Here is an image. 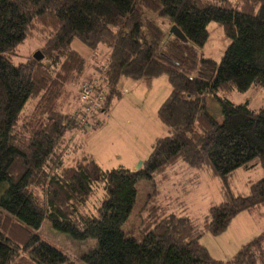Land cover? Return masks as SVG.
<instances>
[{"label": "trees", "instance_id": "obj_1", "mask_svg": "<svg viewBox=\"0 0 264 264\" xmlns=\"http://www.w3.org/2000/svg\"><path fill=\"white\" fill-rule=\"evenodd\" d=\"M156 17L167 28L176 25L185 40ZM210 21L230 40L219 61L199 54ZM29 36L41 38L42 56L13 63ZM74 39L95 54L107 52L104 60L90 66L72 48ZM161 73L171 86L157 110L166 134L139 168H103L77 136L101 124L94 117L120 97V78ZM85 74L101 99L82 127L78 94L71 100L68 94ZM251 87L262 89L264 100V0H0V264H264L261 236L231 260L212 257L200 243L237 214L264 208V175L246 195L228 186V177L254 160L264 170V106L227 98ZM208 96L221 120L208 110ZM180 162L209 168L221 183V201L197 220L183 212L182 201L170 210L154 187L140 208V238L127 236L122 225L137 182ZM96 183L103 195L91 212L86 204ZM44 220L95 246L75 263L42 240Z\"/></svg>", "mask_w": 264, "mask_h": 264}, {"label": "rangeland", "instance_id": "obj_2", "mask_svg": "<svg viewBox=\"0 0 264 264\" xmlns=\"http://www.w3.org/2000/svg\"><path fill=\"white\" fill-rule=\"evenodd\" d=\"M155 19L161 27L169 31L170 27L167 28V25L159 18L156 17ZM206 30L207 39L203 46L199 48V54L202 57L219 61L230 40L224 35L222 26L218 22H208ZM42 44L40 37H27L19 45L16 54L12 56V62L15 64L25 62L28 59L35 58L37 54L40 57L39 48H41ZM71 45L88 61L90 66L94 62L100 64L107 53L104 51L103 55L95 54L77 39H74ZM94 77L97 78L95 75ZM82 78L89 77L85 74ZM81 79L74 86V89H70L69 93L71 91L72 93L68 94L69 99L72 96L73 99H76L78 94L76 91L79 83L83 80ZM117 88L121 94L120 97L112 102L108 111L98 112L97 118L94 119L100 120L102 126L106 127L107 118H110V124H107L108 128H111V126L114 128L104 133L103 136H106L107 141L106 138H101L98 132L94 133V128L92 130L90 128V132L87 130V134V131L80 132L79 135L81 137H77L84 142L85 150H88L93 158H102L104 153H109L111 156V161L109 162L112 164L109 167H116L121 164L123 167L137 169L139 162L142 165V162L148 157L152 142L166 134V127L159 121L157 110L169 95L171 86L166 73H161L138 80L122 77L118 81ZM261 91L262 89L260 88L251 87L245 92L232 91L227 95V98L234 103L247 100L252 108L254 106L257 108L264 106L263 96L258 93ZM70 106L71 108L75 107V100L70 103ZM207 106L213 116L221 120L219 105L209 96L207 98ZM114 122L116 124L112 125ZM85 134L86 139L82 137ZM129 144L134 147L136 152L132 162L124 157L126 152L131 149ZM120 152L122 159L118 160ZM98 164L104 168L108 166L107 162ZM251 165V167L247 168H237L228 177V186L232 194L246 195L249 191L250 182L256 181L264 175V170L257 160L252 161ZM100 185L101 183H96L92 188L86 204L88 211L95 212L101 202L102 194L99 193L98 189ZM220 186L219 179L212 174L209 168L194 169L190 168L186 163L180 162L163 175H157L152 180L141 179L137 182L136 200L122 228L127 236L140 238V208L144 205L146 198L154 187L159 190V200L164 204L170 205V210L182 208L181 205L175 204L182 201L184 203L183 212L190 218L198 220L208 211L211 205L221 201ZM38 234L42 240L62 251L75 263H78L80 255L93 248L96 242L91 238L86 240L73 239L67 233L54 229L48 220L42 221ZM258 236L262 237L261 242L264 248V208L260 209L256 216L249 215L247 212L237 214L223 232L218 235L207 232L200 237V243L205 246L212 257L231 260L242 247V244Z\"/></svg>", "mask_w": 264, "mask_h": 264}, {"label": "built area", "instance_id": "obj_3", "mask_svg": "<svg viewBox=\"0 0 264 264\" xmlns=\"http://www.w3.org/2000/svg\"><path fill=\"white\" fill-rule=\"evenodd\" d=\"M97 82L94 80L83 79L78 86V100L81 110L78 114L80 126H85L88 119L98 109L101 95L96 91Z\"/></svg>", "mask_w": 264, "mask_h": 264}, {"label": "crops", "instance_id": "obj_4", "mask_svg": "<svg viewBox=\"0 0 264 264\" xmlns=\"http://www.w3.org/2000/svg\"><path fill=\"white\" fill-rule=\"evenodd\" d=\"M70 101V100H69ZM72 101H73V99H72ZM77 105V102H75V106ZM97 118V114L95 115V117H94V119H96ZM108 119V121L106 122V127L105 126H102V123L100 124V125H98V126H96L93 130H94V133L95 132H98L99 133V135L101 136V138H106V136H103L104 135V133H107L108 131H110V130H112L114 127H112L111 126V128H108L109 126L107 125L108 123L110 124V118H107ZM113 124H116L115 122L114 123H112V125ZM89 130V132H90V129H88ZM91 130H92V128H91ZM95 130H98V131H95ZM93 132V131H92ZM88 133V131L86 132V134ZM123 133V132H122ZM86 134L83 136L82 135V137H84L85 139H86ZM127 137V136H126ZM123 139L125 140V141H127L126 140V138L125 137H123ZM106 141H107V138H106ZM83 145H84V142H83ZM129 146L131 147V149H129L127 152H126V154H125V158H126V160H128V161H130V162H132L133 161V159H134V155H135V149H134V147L131 145V144H129ZM85 149V148H84ZM88 151V150H87ZM86 151V152H87ZM90 156H91V158H93L92 157V154L91 153H89V151L87 152ZM122 154H121V152H120V154H119V157H118V160H121L122 159V156H121ZM110 154L109 153H107V154H105L104 153V155L102 156V158H93L94 160H96L98 163H101V162H107L108 163V166L107 167H109V166H111L112 164H110L111 162H109V161H111V159H110ZM120 166H121V164H119ZM133 165H134V163H133ZM107 167H105V168H107ZM113 167H115V166H113ZM117 167V166H116ZM104 168V167H103ZM109 168H111V167H109ZM126 168H130V169H133L132 167H126ZM98 189H99V193L100 194H102L103 195V191H102V186L100 185V187H98ZM245 212H247V211H245ZM257 212H260V211H257ZM257 212H247L249 215H253V216H256L257 215ZM243 245V244H242Z\"/></svg>", "mask_w": 264, "mask_h": 264}, {"label": "water", "instance_id": "obj_5", "mask_svg": "<svg viewBox=\"0 0 264 264\" xmlns=\"http://www.w3.org/2000/svg\"><path fill=\"white\" fill-rule=\"evenodd\" d=\"M170 33H172L175 37H178L181 40H185L184 34L182 33V31L176 25H172L170 27ZM39 54H40V57H41L42 54L40 52H39ZM40 57H38V54H37V56L35 58L38 59ZM140 165H141V162H139V164L137 165V168H139Z\"/></svg>", "mask_w": 264, "mask_h": 264}]
</instances>
